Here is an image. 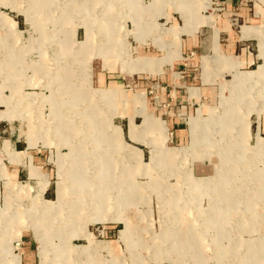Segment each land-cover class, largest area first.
Here are the masks:
<instances>
[{
  "label": "rangeland",
  "instance_id": "rangeland-1",
  "mask_svg": "<svg viewBox=\"0 0 264 264\" xmlns=\"http://www.w3.org/2000/svg\"><path fill=\"white\" fill-rule=\"evenodd\" d=\"M127 1L0 0V104L6 107L0 112L12 117L2 120L29 147L50 151L56 189V198L47 200V180L42 190L21 184L14 194L1 185L0 209L7 205L15 216L6 230L0 217V264H21L26 229L40 264H264V184L260 188L249 178L264 172V0H254L262 14L254 35L262 60L219 76L214 99L181 113L191 134L183 147L163 121L146 113L144 97L137 101L143 121L130 123L131 141L125 120L130 105L121 95L142 88L128 92L98 82L106 60L116 65L108 74L125 84L157 77L131 73L155 69L141 67L139 59L147 57L131 56ZM202 3L208 8L211 0ZM163 31L178 38L190 32L188 26ZM111 36L118 45L114 59L105 52L115 44ZM98 48L102 56L94 55ZM159 58L160 66L172 60ZM151 86L155 94L159 87ZM197 108L203 114L196 116ZM170 151L177 155L167 158ZM207 160L214 174L197 178L192 165ZM45 207L46 244L33 224Z\"/></svg>",
  "mask_w": 264,
  "mask_h": 264
},
{
  "label": "crops",
  "instance_id": "crops-1",
  "mask_svg": "<svg viewBox=\"0 0 264 264\" xmlns=\"http://www.w3.org/2000/svg\"><path fill=\"white\" fill-rule=\"evenodd\" d=\"M131 1L132 3H130ZM202 1H127V30L132 32L127 41L130 44L131 56L133 58L147 57L139 59L140 62H144L141 67L148 72L152 71L150 69H155L152 74L147 72L131 73L157 75L152 79V82L157 83L159 87L155 94H151L152 82L139 80V78L137 81H128L126 84L123 82L124 80L118 81L115 76L108 74L116 71L115 60L109 63L107 60V63L104 61L100 69L101 73L97 78L101 87L119 90L120 87L125 86L128 92L133 91L136 87L142 88H140V92H132L128 97L127 104L130 105V111L126 113L127 118H125L128 126V138L131 121L134 124H138L137 119L143 121L142 116L138 114L139 104L137 101L140 97H144L146 113L165 123L172 141L175 140L179 147L188 146L189 144H184L191 137L190 129L184 127L181 113L190 114L192 107L196 104H202V108L214 99L216 88L213 82L219 76L231 73L230 71L235 72L239 67L241 69L242 65L254 66L261 59L259 53L257 54L259 41L254 35L259 33L256 28L261 27L262 14L257 10L254 0H211V5L208 8H204ZM130 5H132L131 8ZM109 14L114 16L113 11ZM131 14L135 20L130 18ZM115 23L116 19L114 25ZM185 26L189 27L190 32L181 34L179 38L163 31L164 29L176 31ZM115 29H117L116 26ZM137 29L141 32L138 38ZM110 40H113L112 36ZM112 42L115 44L105 52L109 50L110 58L114 59L118 45L117 42ZM103 53L102 49L98 48L94 55L102 56ZM156 55L172 58L171 61L166 59L172 63L166 65L164 59L165 65L160 66L162 60L155 57ZM174 57L175 59H173ZM91 68L93 69L92 66ZM213 70L217 71L216 75L212 74ZM2 103H6V101L2 100ZM4 109L6 107L0 104V110ZM198 111L202 110L197 108L196 116ZM6 118L11 119V114L7 111L0 112V120ZM7 122L9 121H0V189L1 185H5L6 192L14 194L21 184L25 187L34 184L40 186V190H42L41 181L47 180L49 183L44 191V198L54 200L56 197L53 199V193H56V189L54 188L53 192L52 182H50L52 174L50 151L29 147L27 141L15 136L12 127ZM122 131L125 133L123 128ZM6 143L9 145L8 150L4 148ZM6 151L13 153L14 156L12 154L10 158L4 153ZM1 165H3L4 171L1 169ZM192 169L197 178L210 177L215 170L214 164L208 160L206 162L196 161L192 165ZM4 173L5 177H3ZM26 189L23 192L20 190L19 193L27 194L28 190ZM7 208L6 205L5 210L0 209V217L5 220L4 230L8 229L10 222H14L13 216H15V212H7ZM26 232L27 229L21 232L24 245L19 254L21 264H40Z\"/></svg>",
  "mask_w": 264,
  "mask_h": 264
},
{
  "label": "bare ground",
  "instance_id": "bare-ground-1",
  "mask_svg": "<svg viewBox=\"0 0 264 264\" xmlns=\"http://www.w3.org/2000/svg\"><path fill=\"white\" fill-rule=\"evenodd\" d=\"M244 77H240V78H238L239 79V81H241L242 79H243ZM109 97H110V95H107V96H105V97H103V99L106 101V100H108L109 99ZM121 98L122 99H124V100H128V98H127V96H125V95H121ZM87 99H89L88 97H87ZM246 101V100H245ZM244 101V102H245ZM227 104V103H226ZM230 104V103H229ZM93 109V108H92ZM91 114H93V113H91ZM88 118V117H87ZM89 119L90 120H92L93 121V117L92 116H89ZM149 120V119H148ZM147 121V120H146ZM215 121V120H214ZM209 122H206L205 124H200V125H194L193 126V132H196L197 133V131H201V130H203L205 127H206V125L208 124ZM237 123V122H236ZM91 126V125H90ZM116 128H114V130H115ZM97 130V129H96ZM101 132V131H100ZM194 135V134H193ZM198 135V134H197ZM98 137V136H97ZM194 139H195V135H194ZM193 139V140H194ZM196 140V139H195ZM195 144V141H194V143H193V145ZM212 144V143H211ZM255 150H259V152H261L262 150H260V148L259 149H255ZM175 151H170L169 153H166L167 154V158H169V157H174V156H176L175 155ZM179 154H183V153H179ZM169 156V157H168ZM163 157L165 158V154H163ZM230 161V160H229ZM114 170V169H113ZM228 177V176H227ZM231 177H233V176H231ZM238 178V177H237ZM249 178H251V180H253V184H257V185H259V187L261 188V186L264 184V172L263 173H258V174H251V175H249ZM230 179H232V178H230ZM230 179H229V181H230ZM232 181V180H231ZM244 182H246V184H250L251 182H248V181H244ZM198 185H200V184H195V185H193V187L194 188H199V186ZM77 188H79L78 186H77ZM232 190H234V188H232ZM258 190H259V188H258ZM236 190H234L233 192H235ZM261 198H264L263 197V195L261 196ZM122 201H124L125 200V197H122ZM124 203V202H123ZM45 212H44V214L43 215H39V216H37V219L36 220H34V226H35V230H36V232L38 233V234H40L41 236H42V238H43V242H45V244L46 243H48V236H47V232H48V223H49V220H48V217L50 216L47 212L48 211H50V208H46L45 207ZM248 210H249V208H248ZM217 211V210H216ZM225 214H227V213H225ZM224 214V215H225ZM179 215V214H178ZM252 215V214H251ZM228 216V215H227ZM227 216H225V217H227ZM248 216V215H247ZM39 217H41V219H42V217H43V222H42V226L40 225V226H38V224L36 225L35 223L37 222V223H39V222H41V221H39ZM224 217V218H225ZM218 218V217H217ZM264 218V217H263ZM217 220V219H216ZM185 220H182V222H184ZM226 221V220H225ZM254 222V221H253ZM186 223V222H185ZM225 224H227L228 223V221L227 222H224ZM184 224V223H183ZM128 231H130V229L128 228V229H126L125 230V233L126 232H128ZM187 232V231H186ZM187 240H189V241H191V238L189 237V239H187ZM256 242V241H255ZM264 243V242H263ZM251 244V243H250ZM255 244V243H254ZM252 245V244H251ZM189 247L188 248H191V246H190V243H189V245H188ZM46 248V247H45ZM176 249V248H175ZM173 251V250H172ZM254 252V251H253ZM46 253V252H45ZM45 253L43 254V255H45ZM42 255V256H43ZM41 256V257H42ZM45 260V259H44ZM42 264H45V262L44 261H42Z\"/></svg>",
  "mask_w": 264,
  "mask_h": 264
},
{
  "label": "built area",
  "instance_id": "built-area-1",
  "mask_svg": "<svg viewBox=\"0 0 264 264\" xmlns=\"http://www.w3.org/2000/svg\"><path fill=\"white\" fill-rule=\"evenodd\" d=\"M215 1H216V0H215ZM16 246L18 247V246H20V244L17 243Z\"/></svg>",
  "mask_w": 264,
  "mask_h": 264
}]
</instances>
